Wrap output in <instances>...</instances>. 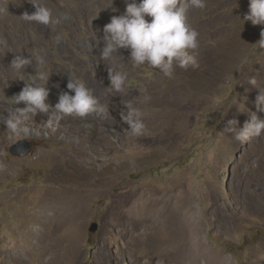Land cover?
I'll list each match as a JSON object with an SVG mask.
<instances>
[{
	"label": "rangeland",
	"instance_id": "374dc122",
	"mask_svg": "<svg viewBox=\"0 0 264 264\" xmlns=\"http://www.w3.org/2000/svg\"><path fill=\"white\" fill-rule=\"evenodd\" d=\"M32 2L0 0L9 12L0 16V41L12 50L4 54L0 45V101L25 86L9 67L22 53L32 58L25 79L37 69L50 73L49 104L69 91L71 72L110 114L63 116L53 127L37 114L27 137L10 135L0 122V264H264V133L244 143L235 138L253 114L264 118L255 105L257 88L264 90V48L256 44L264 26L242 20L249 0L189 8L199 32L197 66L177 67L168 78L149 65H126L123 93L106 88L104 43L95 41L124 13L125 0H44L59 21L54 27L22 17L36 11ZM120 53L125 60L130 54ZM130 101L145 113L138 137L120 119ZM22 143L26 156L10 152ZM148 191L167 203L161 214L141 217L168 227L131 229L134 207L122 211L132 221L111 215Z\"/></svg>",
	"mask_w": 264,
	"mask_h": 264
},
{
	"label": "clouds",
	"instance_id": "9594fccd",
	"mask_svg": "<svg viewBox=\"0 0 264 264\" xmlns=\"http://www.w3.org/2000/svg\"><path fill=\"white\" fill-rule=\"evenodd\" d=\"M32 3L36 11L33 14L22 15L25 20L52 27L59 22L53 15V9L44 0H33ZM125 4L124 13L112 16L110 22L103 28V36H97L95 41L97 46L101 41L104 43L100 59L106 67L110 82L106 88L119 93L125 91L130 77V71L125 70L126 65L133 71L149 65L168 78L174 75L177 67L187 70L189 67L197 66L193 52L199 47V32L188 22L187 14L191 7L204 9L206 0H125ZM5 14H9L8 5L0 3V16ZM146 17L151 19L148 20ZM242 20L244 23L250 21L254 26H264V0H249V10ZM256 44L264 48V27ZM0 45H4V54L6 51L12 52L7 48L6 41H0ZM121 49L129 50L127 60L121 55ZM37 61L41 66L45 63L40 57H37ZM31 64V56L15 53L9 66L16 72L13 80L25 82V86L18 94L11 99L5 97L0 101L3 112H7L6 117L0 112V122L6 126L10 135L23 137L30 135L28 121L34 119L37 114L48 117L46 124L49 127L58 126L63 116L83 118L95 114L106 118L110 114L109 107L101 103L100 97L71 72L67 83L69 91L62 92L58 102L52 106L47 102L49 97L47 83L50 73L37 69L34 75L25 79V68ZM249 83L256 85L254 78ZM257 89L255 105L259 112H264V90ZM148 99L145 96L144 102ZM21 102L24 103V107H12ZM5 103L7 107H4ZM144 115L145 113L134 106L133 102L124 104V109L120 111L121 121L128 126L124 130L132 136L143 135L146 131ZM235 123L234 120L227 121L228 126ZM228 130L231 128L229 127ZM262 133H264V118L253 114L250 121L239 128L235 138L244 143L249 138L258 137Z\"/></svg>",
	"mask_w": 264,
	"mask_h": 264
},
{
	"label": "bare ground",
	"instance_id": "6f19581e",
	"mask_svg": "<svg viewBox=\"0 0 264 264\" xmlns=\"http://www.w3.org/2000/svg\"><path fill=\"white\" fill-rule=\"evenodd\" d=\"M93 118L96 119V116H93ZM69 197H71V196L68 195V199H70ZM132 197H133V195H132ZM156 199H157L156 198V193H154L152 191H148V193L142 194L140 196L137 194L136 196H134V201H132V200H131V202L127 201L126 205L124 203L123 207L122 206L120 207L122 209L121 211L118 208L119 206L118 207L115 206L111 210V215L115 216V214H117V216L114 217V218H118V219L126 218V219H130L132 221V219H131L132 216L126 217V216H124L122 214V211L126 212L128 210V208H133L134 207V208H137V214H136L135 221H133V224L128 226V227H131V229H141V230H144V231H154L156 228L158 229V228H161V227H168V223L167 224L166 223H162L161 219L155 220V222L157 224L156 225V224L150 223L149 221H146L145 219H143V217H141V214H144V213H142L144 211L145 212H160V214L162 213L160 210L163 209V207H164L165 203H167V201L157 202ZM120 203H123V201L119 202L118 204H120ZM180 208L183 209V207H181V206L179 207V209ZM48 210H49V208L45 207V213L46 214H47ZM159 221H161V222L159 223Z\"/></svg>",
	"mask_w": 264,
	"mask_h": 264
},
{
	"label": "water",
	"instance_id": "95a60500",
	"mask_svg": "<svg viewBox=\"0 0 264 264\" xmlns=\"http://www.w3.org/2000/svg\"><path fill=\"white\" fill-rule=\"evenodd\" d=\"M30 151L29 146L26 143L17 144L13 146L10 150V152L14 155H20V156H26ZM97 230V224L92 223L90 225L89 231L91 233H95Z\"/></svg>",
	"mask_w": 264,
	"mask_h": 264
}]
</instances>
